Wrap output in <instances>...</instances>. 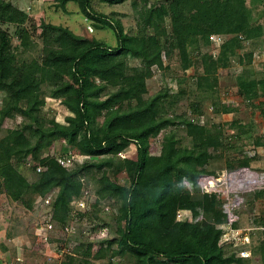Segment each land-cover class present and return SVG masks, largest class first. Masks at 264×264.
<instances>
[{
    "label": "trees",
    "instance_id": "1",
    "mask_svg": "<svg viewBox=\"0 0 264 264\" xmlns=\"http://www.w3.org/2000/svg\"><path fill=\"white\" fill-rule=\"evenodd\" d=\"M55 1L80 2L86 15L101 19L114 30L117 46L91 38L72 39L63 32L57 35V29L44 24L41 62L27 61L18 54L17 48L11 47L9 31L0 28V92L4 94L0 126L10 114L19 113L28 119L0 138V193L32 209L35 202L47 200L45 197L55 192V196H51L53 211L48 222L55 221L65 227L74 217L66 207L81 199L88 190L86 175L101 172L94 192L99 199H110L118 206L117 226L113 227L118 236L100 239L101 246L93 255L94 241L89 240L84 249L82 244L75 246V254L81 256L68 254L66 264H93L94 259L107 257L114 264L115 256L133 260V264H246V257L238 256L236 251L226 253V245L221 243L223 225H227L223 201L215 194L203 193L196 185L199 175L213 171L209 168L211 160L217 156L224 158V148L229 142L220 143V133L207 132L196 119L165 114L164 103L169 104L171 94L167 87L149 100L142 98L144 68H164V51L179 49L181 65L187 71L193 64L189 54L200 49L202 41L209 44L212 35L223 34L225 40L218 62H224L221 66L226 67L228 55L236 53L244 43L241 36L245 34L249 40L261 36L263 26L253 23L246 0H192L185 7L180 6V0H168L151 9L145 7L141 11L140 30L133 35L125 32L119 20L96 13L92 6L94 0ZM102 1L113 4L122 0ZM133 5L138 7L137 0H133ZM27 18L28 14L12 1L0 0V21L19 26L16 33L23 46L29 41L25 28L20 26ZM167 18L170 19V35L165 25ZM147 30L151 32L146 34ZM228 35L233 36L227 39ZM131 56L139 58L144 66L129 68L127 57ZM203 62L206 67L200 77L209 80L206 93L214 96L213 79L221 66L213 54H203ZM57 70L67 71L72 81L56 83ZM199 80L196 79L198 87ZM238 80L239 88L249 98L264 97V77L255 78L252 72L241 73ZM46 82L56 83L50 89V97L60 99L74 112L75 116L68 117L71 124L56 120L48 124L39 122V112L46 103L43 93ZM175 95L176 100L179 95ZM134 100L138 101L137 107L132 104ZM23 102L25 106H20ZM126 102L128 108L121 111ZM191 107L195 114L200 113V102L191 103ZM223 109L232 112L234 108L223 105ZM99 116L105 118L101 126L96 124ZM123 120L138 126L134 130L119 131L115 125ZM178 122L186 125L190 143H183L182 138L171 131L164 139V153L152 154L151 135ZM59 139L66 143L62 148L66 154L44 156L47 150L54 149ZM263 140L256 138V146L263 145ZM131 141L136 145V157H119ZM69 147L84 153V160L79 162L74 153H68ZM252 151H240L239 163H232L226 169L244 165L255 168L252 164L257 152ZM106 155H113V159L95 162ZM61 157L66 161L71 159L72 164L65 165L59 160ZM26 163L37 173L33 181L19 168ZM121 171L127 173L129 185L113 178ZM184 177L194 183L195 190L182 184ZM258 195H264V189L251 193L250 197ZM181 209L191 211L194 221L177 222ZM202 215L209 218L212 215L217 226L201 219ZM219 224L223 227H218ZM237 225L239 223L234 224ZM261 248L264 259V243Z\"/></svg>",
    "mask_w": 264,
    "mask_h": 264
},
{
    "label": "rangeland",
    "instance_id": "2",
    "mask_svg": "<svg viewBox=\"0 0 264 264\" xmlns=\"http://www.w3.org/2000/svg\"><path fill=\"white\" fill-rule=\"evenodd\" d=\"M19 8L28 14L26 22L21 25L25 28L29 44L23 46L17 37L19 26L15 23H4L0 21V28L9 31L11 35V47L17 48L18 54L27 61L36 59L41 62L43 55L44 42L42 38L43 25L57 29L59 33H66L69 37L76 40L91 38L97 42H103L110 46H117V38L114 30L102 22L101 19H95L90 15H86L83 11L82 4L76 1L57 2L55 0H10ZM168 0H137L138 7L133 5V0H122L118 3H108L102 0H94L92 3L93 10L96 13L108 15L112 20H119L124 27L125 32L130 35L136 34L140 30L141 11L147 7L154 8L157 4L167 2ZM192 0H180V6L185 7ZM246 6L251 10L253 23L262 24V35L255 39L244 40L242 47L236 50L234 54L228 55L226 67H222L223 63H219V56L223 41V34H215L211 36V42L204 44L201 42L200 49L193 50L189 54L192 65L185 71L181 65L179 49H171L163 52L164 68L145 67V88L142 90L143 100H149L159 91L169 89L171 93L168 97V103H164L165 114L168 116H184L186 120L196 119L200 124L207 128V132H219L221 138L218 140L226 144V150L222 157H216L211 160L209 168L216 174L222 170L229 168L230 164L239 163L238 153L244 150L253 153L257 152V157L253 161L252 166L264 169V144L256 146V138H264V97L249 98L239 88V74L247 75L252 72L255 78L264 77V0H246ZM262 12V13H261ZM141 21V22H140ZM165 25L170 35V19L167 18ZM151 32L147 30L146 34ZM233 35L225 36L227 39ZM246 38V39H245ZM249 40V41H248ZM165 41V37L163 38ZM191 49H189L190 51ZM200 52V53H199ZM251 52V53H250ZM203 54H213V58L217 60L221 66L213 79V93H206L209 88V80L200 77L205 72L206 64L203 62ZM129 68L133 66H144L139 58L127 57ZM130 72V71H129ZM67 71L57 70L55 73L56 83L65 80H71ZM120 75H115L119 77ZM199 78V87L196 79ZM208 78V77H205ZM72 81V80H71ZM55 82L44 83L43 93L46 95L45 105L39 112L38 120L42 124H48L51 120H56L61 124H71L68 117L75 116L60 99L50 97V89L55 86ZM110 89L112 87H109ZM184 90V94L180 93ZM175 94L179 97L174 99ZM177 95V96H178ZM4 94L0 92V109L4 106ZM101 97L100 99H102ZM216 101V104L213 102ZM200 102L201 111L195 114L192 111L191 103ZM137 107L138 101H132ZM225 107H233L232 112H227ZM20 106H25V102ZM128 108L127 102L124 107L120 108L124 111ZM104 116L96 119L97 125H102ZM28 121L21 114H10L6 117L0 126V138L4 136L9 129L21 127ZM134 122L121 121L115 128L119 131L127 129L134 130L137 128ZM171 131L176 132V137L182 138L183 143L189 144L188 130L185 124L178 122L176 125L166 126L158 132L151 135L150 151L152 154L161 155L165 149V137ZM264 141V140H263ZM231 142V144H230ZM63 139L56 141L54 149H49L44 156L65 155ZM231 149L228 150L230 147ZM71 149L68 153H74L77 160L83 161L85 154L78 150ZM73 150V151H72ZM119 157H136V145L130 142L125 151L119 153ZM113 155L99 157L95 162H103L112 160ZM234 159V161H230ZM61 162L65 165H71L72 160L67 161L61 157ZM239 160V161H238ZM30 164V163H29ZM28 163L21 164L19 167L30 181L37 178V173ZM101 172L89 173L86 175L88 190L84 196L75 200L65 210L71 212L72 217L66 226L59 225L58 222H48L53 206L51 204L52 197L55 192L49 194L47 200L37 201L34 207L28 208L22 201L12 200L6 193H0V264H66L68 254H73L78 258L81 256L76 252L75 246L82 244L83 249L86 248L89 240L94 241L91 255L101 246L102 238H115L117 235L115 217L118 214V206L110 199H99L95 194L96 179ZM121 184L129 185L130 179L125 171H121L113 177ZM190 190V189H189ZM195 190V189H193ZM52 196V197H51ZM36 198V196H35ZM39 200V199H38ZM80 212L81 214L77 215ZM207 216H200L211 223H215ZM177 222H192L194 217L189 210H179L176 217ZM264 195H258L256 198L248 196L244 210L241 212V220L239 225L235 227L245 228L244 232L250 235V243H244L241 234L236 235L235 241L229 237H223L221 243L225 244L226 253L237 252L238 256L250 254L246 264H264L263 250L261 244L264 243ZM52 226V229L49 226ZM217 226V224L215 223ZM224 231L228 230L227 225ZM218 225V227H223ZM124 228V226H123ZM116 248V244H114ZM76 257V258H77ZM92 257V256H91ZM90 257V258H91ZM114 264H133L124 257L115 256ZM93 264H111V258L94 259Z\"/></svg>",
    "mask_w": 264,
    "mask_h": 264
},
{
    "label": "built area",
    "instance_id": "3",
    "mask_svg": "<svg viewBox=\"0 0 264 264\" xmlns=\"http://www.w3.org/2000/svg\"><path fill=\"white\" fill-rule=\"evenodd\" d=\"M182 184L190 190L195 188L194 183L187 177L182 179ZM196 185L203 193L215 194L223 201L222 209L226 214L229 228L223 232V237L231 236L229 239L235 241L236 235L242 233L243 242L250 243V235L244 232L249 228L235 227L234 224L240 222L248 196L264 189V169L244 165L232 170L224 169L216 174L203 173L198 176ZM49 228L52 229V226ZM243 252L244 257L250 255Z\"/></svg>",
    "mask_w": 264,
    "mask_h": 264
},
{
    "label": "clouds",
    "instance_id": "4",
    "mask_svg": "<svg viewBox=\"0 0 264 264\" xmlns=\"http://www.w3.org/2000/svg\"><path fill=\"white\" fill-rule=\"evenodd\" d=\"M241 257H244V256H241ZM248 257V256H247Z\"/></svg>",
    "mask_w": 264,
    "mask_h": 264
}]
</instances>
